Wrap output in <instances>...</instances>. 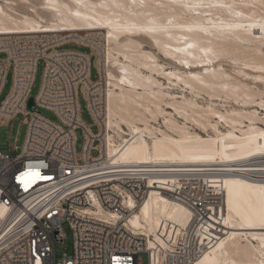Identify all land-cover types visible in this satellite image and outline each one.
Segmentation results:
<instances>
[{"label": "bare ground", "instance_id": "6f19581e", "mask_svg": "<svg viewBox=\"0 0 264 264\" xmlns=\"http://www.w3.org/2000/svg\"><path fill=\"white\" fill-rule=\"evenodd\" d=\"M41 27L103 31V42H90L105 62L107 161L156 166L160 180L175 178L165 171H192L222 189L221 230L198 264H264V117L247 108L264 105V83L252 85L264 74L242 67L264 71V0H0V32ZM229 60L240 76L225 67ZM216 97L240 105L222 110ZM192 217L152 190L129 223L173 249Z\"/></svg>", "mask_w": 264, "mask_h": 264}, {"label": "built area", "instance_id": "2783aa9c", "mask_svg": "<svg viewBox=\"0 0 264 264\" xmlns=\"http://www.w3.org/2000/svg\"><path fill=\"white\" fill-rule=\"evenodd\" d=\"M91 34L45 27L0 32V53L5 54L0 58V93L8 71L13 72L12 90L0 106V118L20 113L29 117L22 153L0 151V264H142L143 252L148 264H198L221 230L215 217L224 207L222 189L192 171H165L175 178L160 180L155 177L162 171L156 166L106 160L108 86L104 58L93 49ZM71 43L90 47L91 52L59 50ZM41 59L43 82L32 96ZM93 66L96 79L91 77ZM80 91L99 128L96 133L82 119ZM36 106L53 111L58 120L44 116ZM29 168L46 178L25 189L18 177ZM152 190L167 193L192 212V222L176 248L129 223ZM65 223L73 230L74 250L59 257L57 243L66 238Z\"/></svg>", "mask_w": 264, "mask_h": 264}, {"label": "rangeland", "instance_id": "374dc122", "mask_svg": "<svg viewBox=\"0 0 264 264\" xmlns=\"http://www.w3.org/2000/svg\"><path fill=\"white\" fill-rule=\"evenodd\" d=\"M18 8L21 12H24V10H26V9H24L22 3L21 4L19 3ZM95 32L97 34L94 33L91 35H94V37L96 38L97 41L103 42V39H102V37H103L102 32L103 31H98V32L95 31ZM81 33H85L87 35L89 34L88 32H81ZM146 48L148 50H151V51H157L154 48L149 47V46H147ZM68 49L91 52L90 47H86V46H82V45H78V44H74V43L66 44V45L59 47V50H68ZM4 56H5L4 53H0V58H3ZM94 59H96V57H94ZM94 59L92 58L93 63H94ZM247 60L248 59H246L245 61H247ZM229 61L224 63L225 67L228 68V70L231 71L234 75L240 76V74H238L237 72H234V70L238 71L240 69L239 65L234 64L233 61H231V60H229ZM170 67H173V64H170ZM242 67H243V69H245L246 72L252 73V75L255 73L257 74L259 72H262L264 74L263 70L254 69L252 67H249L248 65L247 66L242 65ZM44 70H45V62L43 59H41L38 63V66H37V72L35 75V82H34V86L32 88V96H36L41 89L42 82H43V76H44ZM241 75H244V74H241ZM91 77L93 79H96L98 77L97 70H96L95 66H93L91 68ZM246 77H248L249 80L252 79V76H246ZM165 81L168 82L167 80H165ZM252 81L257 82V83L252 84L253 87H255V88H256V86L258 87V83H264V79H262V78H257V79H254ZM12 85H13V72H12V70H9L7 73L5 85L2 89V92L0 93V106L2 105L3 101L8 97L9 93L11 92ZM176 91L177 92H183V88H181L180 86H176ZM203 96L204 95L199 96L198 100L201 102V104L207 105L209 100L205 99ZM207 98H209V97H207ZM262 98L264 99V94L262 95ZM215 99H216L215 100L216 106L222 110H225L226 108L230 109L232 106H235V105L236 106L240 105L239 102H236L235 100H233L231 98L225 99L223 97H216ZM260 100H261V97H259V96H258V98L256 97L257 102H259ZM79 102H80V106H81L83 121L87 125L91 126L92 130L95 133L98 132L99 128L95 124V121L93 120V118H92V116L88 110L87 101H86L82 91L79 92ZM248 107L252 110L258 109V112L261 113L262 117H264V105H261L258 103H252V104L247 105V108ZM35 109L40 111L44 116H46L52 120H55V121L58 120L57 116L51 110H48V109H45V108H42L39 106H36ZM162 119L163 118H160L159 122H161V123L160 124L156 123V125L161 126V124H163ZM180 120L184 121L182 119H180ZM28 121H29V117H27L21 113L14 116L11 119L0 118V151L8 152V153H11L12 155L22 153L24 143L26 140V136H27ZM263 126H264V122H263ZM192 127H194V126H192ZM195 128H196V126H195ZM195 128H193V129H195ZM198 131H200V130H198ZM83 143H84L83 133H82V130L80 129L78 131V138H77V150L79 153L82 152ZM95 153H97V152H95ZM259 162H261L260 159H255V160H249L245 163H259ZM64 227H65V231H66V238L64 239L63 242L57 243V249H58L57 252H58L59 257L62 256L63 252H68L71 254L74 250L73 230L70 227L69 223H65ZM141 258L143 259L142 264H148V254L147 253H145V252L141 253Z\"/></svg>", "mask_w": 264, "mask_h": 264}, {"label": "snow or ice", "instance_id": "6c2138e0", "mask_svg": "<svg viewBox=\"0 0 264 264\" xmlns=\"http://www.w3.org/2000/svg\"><path fill=\"white\" fill-rule=\"evenodd\" d=\"M76 15L79 16L80 13L77 12ZM43 178L46 177H43L38 169L29 168L18 177V180L20 184L23 185L25 189H27L37 179H43ZM260 192L262 193V195H264V186L260 187ZM259 221H260L259 226L264 227V201H262L259 209ZM254 226L255 225L251 222L248 224V227H254Z\"/></svg>", "mask_w": 264, "mask_h": 264}, {"label": "water", "instance_id": "95a60500", "mask_svg": "<svg viewBox=\"0 0 264 264\" xmlns=\"http://www.w3.org/2000/svg\"><path fill=\"white\" fill-rule=\"evenodd\" d=\"M29 107L32 108L35 105V98L31 97L28 103Z\"/></svg>", "mask_w": 264, "mask_h": 264}]
</instances>
